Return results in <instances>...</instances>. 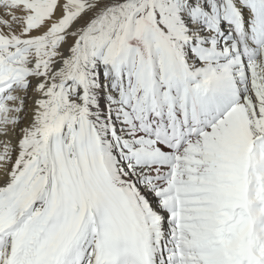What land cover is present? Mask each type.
<instances>
[{
    "label": "snow or ice",
    "instance_id": "obj_1",
    "mask_svg": "<svg viewBox=\"0 0 264 264\" xmlns=\"http://www.w3.org/2000/svg\"><path fill=\"white\" fill-rule=\"evenodd\" d=\"M0 264H264V0H0Z\"/></svg>",
    "mask_w": 264,
    "mask_h": 264
}]
</instances>
